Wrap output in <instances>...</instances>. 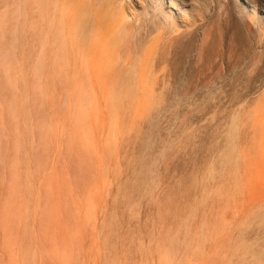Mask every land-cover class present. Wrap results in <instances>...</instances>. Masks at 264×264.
<instances>
[{
  "label": "rangeland",
  "instance_id": "rangeland-1",
  "mask_svg": "<svg viewBox=\"0 0 264 264\" xmlns=\"http://www.w3.org/2000/svg\"><path fill=\"white\" fill-rule=\"evenodd\" d=\"M5 1L0 264H264V103L243 109L237 99L253 50L237 41L227 18L243 0H194L176 9L169 0H116L133 27L181 34L203 25V57L194 66L206 70H194L189 83L166 76L139 89L155 98L109 99L97 89L88 101L73 85L38 86L31 0ZM18 6L27 13L19 23ZM16 19L24 34L16 35ZM255 20L264 21L259 7ZM212 53L227 65L212 72ZM259 85L254 95L264 91Z\"/></svg>",
  "mask_w": 264,
  "mask_h": 264
},
{
  "label": "bare ground",
  "instance_id": "bare-ground-1",
  "mask_svg": "<svg viewBox=\"0 0 264 264\" xmlns=\"http://www.w3.org/2000/svg\"><path fill=\"white\" fill-rule=\"evenodd\" d=\"M188 1L169 0L173 8L179 5L185 8L194 0ZM8 3L6 0L7 6ZM257 7L264 13V4L256 3V0H243L238 5V14L229 8L227 17L228 29L237 37V41L243 44L246 42L247 48L253 50L251 62L243 67L245 73H240L237 80L245 90L237 94V99L244 102L243 109L255 102L261 103L260 106L264 103V91L254 95L259 85L257 83L261 82L259 86L264 85V77L261 78L264 70V21L260 25L255 23ZM31 8L32 21L28 22L31 24L30 34L34 42L33 69L40 87L43 84L52 87L58 83L73 85L78 90L79 99L85 101L98 97L97 89L103 92L104 98L109 99H149L156 97L154 90L141 92L139 89L156 84L166 76H172L179 84L189 83L196 76L194 70H206L202 64L195 68L203 57L205 47L207 31L203 25L197 26L192 32L181 34H169L159 26L141 24L133 27L124 21L116 0H31ZM16 11L19 23L20 16L24 17L27 13H24L22 7ZM246 17L250 20H245ZM15 21L17 25V19ZM4 27L9 38L15 36V31L16 35L22 32L17 25L14 34L11 33L7 20ZM253 38L256 44L261 45V51L255 50ZM12 45L8 43L9 51ZM212 56L209 65L212 72L227 65L222 55L214 53ZM194 57L196 62L191 61ZM187 94L176 93L174 96L187 97ZM238 119L239 114L233 118L230 126L228 146L233 150L238 145L235 141V132L239 129Z\"/></svg>",
  "mask_w": 264,
  "mask_h": 264
}]
</instances>
